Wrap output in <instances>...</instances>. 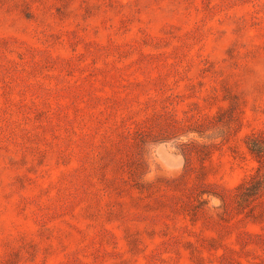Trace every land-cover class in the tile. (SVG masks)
<instances>
[{"label": "rangeland", "instance_id": "1", "mask_svg": "<svg viewBox=\"0 0 264 264\" xmlns=\"http://www.w3.org/2000/svg\"><path fill=\"white\" fill-rule=\"evenodd\" d=\"M0 264H264V0H0Z\"/></svg>", "mask_w": 264, "mask_h": 264}]
</instances>
